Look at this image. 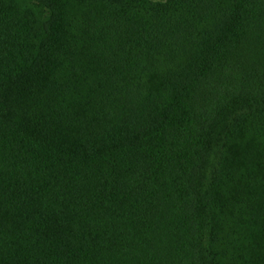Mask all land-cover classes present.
Returning a JSON list of instances; mask_svg holds the SVG:
<instances>
[{"label": "trees", "instance_id": "trees-1", "mask_svg": "<svg viewBox=\"0 0 264 264\" xmlns=\"http://www.w3.org/2000/svg\"><path fill=\"white\" fill-rule=\"evenodd\" d=\"M0 264H264V0H0Z\"/></svg>", "mask_w": 264, "mask_h": 264}, {"label": "rangeland", "instance_id": "rangeland-1", "mask_svg": "<svg viewBox=\"0 0 264 264\" xmlns=\"http://www.w3.org/2000/svg\"><path fill=\"white\" fill-rule=\"evenodd\" d=\"M159 1H161V0H159ZM215 163H216V158L213 157L210 166L214 167V166H215ZM212 169H213V168H211V167L209 168V174H208V177H210V174H211Z\"/></svg>", "mask_w": 264, "mask_h": 264}]
</instances>
